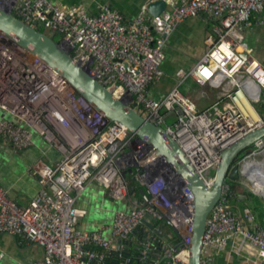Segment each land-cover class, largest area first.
<instances>
[{
  "label": "built area",
  "instance_id": "obj_1",
  "mask_svg": "<svg viewBox=\"0 0 264 264\" xmlns=\"http://www.w3.org/2000/svg\"><path fill=\"white\" fill-rule=\"evenodd\" d=\"M155 1L165 9L151 17L148 6ZM0 8L50 38L59 35L74 64L166 131L208 190L222 152L264 128L255 108L264 104V65L245 39L251 20L264 11V0H150L131 21L109 6L92 15L83 6L63 7L50 0H0ZM201 13L215 21L205 54L192 70H180L175 77L180 84L191 80L209 87L216 100L200 110L176 88L150 97L149 86L163 75L168 38L179 24ZM34 136L60 152V161L54 168L33 170L39 189L26 206L17 205L0 187V235L38 246L42 258L30 264H106L111 254L129 264L127 246L142 224L151 229L136 249L140 264H156L153 257L187 264L194 211L188 189L153 148L120 123L106 120L57 71L0 31V143L21 152L33 145ZM263 156L264 138L237 160L241 179L261 197L246 168ZM130 183L139 184L145 197L116 211L109 230L78 228L86 212L76 206L77 198L89 185L112 201H126ZM233 199L226 181L206 220L200 264H210V253L226 251L264 262V228L250 217L247 222L237 218ZM162 220L180 232L178 244L184 249L160 239L156 224Z\"/></svg>",
  "mask_w": 264,
  "mask_h": 264
},
{
  "label": "crops",
  "instance_id": "obj_2",
  "mask_svg": "<svg viewBox=\"0 0 264 264\" xmlns=\"http://www.w3.org/2000/svg\"><path fill=\"white\" fill-rule=\"evenodd\" d=\"M63 7L83 6L88 13L95 15L102 6H109L117 10L125 21L133 20L140 8L150 0H50ZM215 21L205 13L197 17L189 18L177 26L168 38L165 47V60L162 64V77L149 86V95L158 98L178 89L183 95L189 97L200 110L205 109L216 100V92L209 87H200L191 80L183 84L176 79V72L182 70L188 72L205 54L207 38L212 35ZM245 39L252 49L254 58L264 65V11L255 16L250 27L245 30ZM192 87L199 89V97L207 100L206 106L198 107V99L193 95ZM61 154L50 145L46 144L38 136L33 137V145L21 152H15L4 143H0V187L6 190L7 195L19 206H26L36 195L39 185L32 172L35 168L45 165L54 168L60 161ZM242 180L236 183V199L231 206L235 216L247 222V218L255 219L250 208V200L246 198L248 193L243 189ZM139 188V187H137ZM126 201H112L104 195L96 186L88 188L77 198L76 206L86 212L79 220L78 228L84 231H95L101 227L109 230L114 213L118 210H126L131 207V202L139 200L132 192ZM254 196L255 194L252 193ZM256 196V195H255ZM254 222H256L254 220ZM257 223V222H256ZM258 224V223H257ZM155 226V224H154ZM160 229V239L171 246H177L180 241V232L167 220L157 223ZM261 226V225H260ZM150 225L142 224L132 235L130 245L132 249L150 234ZM107 230V232H108ZM109 235V234H108ZM210 264H264L262 261L246 260L236 256H230L228 251L218 256L210 253ZM42 258V250L31 243L0 235V264H30ZM156 264H166L164 259L153 257Z\"/></svg>",
  "mask_w": 264,
  "mask_h": 264
},
{
  "label": "water",
  "instance_id": "obj_3",
  "mask_svg": "<svg viewBox=\"0 0 264 264\" xmlns=\"http://www.w3.org/2000/svg\"><path fill=\"white\" fill-rule=\"evenodd\" d=\"M164 9L165 4L162 1H155L148 6L151 17L158 16ZM0 31L16 44L27 48L33 56L43 61L48 67L57 71L89 104L102 113L106 120L120 123L137 139L153 148L170 173L177 177L193 196L192 230L189 244L186 246L189 255L187 264H200L201 240L207 217L221 196L224 182L240 181L237 160L249 153L254 142L264 138V128L253 131L222 152L221 161L215 171L213 186L211 190H208L166 131L141 117L123 101L116 99L84 69L74 64L67 48L25 25L2 8H0ZM262 118L264 119V115ZM140 193L145 197L142 190ZM178 247L184 249L185 246L178 244Z\"/></svg>",
  "mask_w": 264,
  "mask_h": 264
},
{
  "label": "trees",
  "instance_id": "obj_4",
  "mask_svg": "<svg viewBox=\"0 0 264 264\" xmlns=\"http://www.w3.org/2000/svg\"><path fill=\"white\" fill-rule=\"evenodd\" d=\"M229 184L231 185V188H232L233 193H234V199L233 200H235L236 199V189H237L236 183L229 182ZM130 186H131L130 191L133 192V194L136 195L137 198L142 199L143 196L140 193V190H139L140 187L137 188L138 186L135 183H130ZM246 198L250 200V208L252 211V215L255 218L254 220L264 228V205H262L259 202V200L255 196H253L252 194H247ZM231 208H232V206H231ZM126 256L130 260L129 264H140L138 259H137V252H135V250L132 249V246L130 244L127 246ZM106 264H120V262L117 260V258L115 257L114 254H111L107 258Z\"/></svg>",
  "mask_w": 264,
  "mask_h": 264
},
{
  "label": "bare ground",
  "instance_id": "obj_5",
  "mask_svg": "<svg viewBox=\"0 0 264 264\" xmlns=\"http://www.w3.org/2000/svg\"><path fill=\"white\" fill-rule=\"evenodd\" d=\"M116 99L118 95H113ZM246 168V174L253 184L255 192L264 196V156L260 160H252Z\"/></svg>",
  "mask_w": 264,
  "mask_h": 264
},
{
  "label": "rangeland",
  "instance_id": "obj_6",
  "mask_svg": "<svg viewBox=\"0 0 264 264\" xmlns=\"http://www.w3.org/2000/svg\"><path fill=\"white\" fill-rule=\"evenodd\" d=\"M51 37H52V39L53 40H55L56 42H58L59 40H60V36L59 35H57V34H51ZM192 90H193V95H196L195 97L196 98H199L198 99V107L199 108H203L204 106H206V104H207V100L205 99V98H200L199 97V89H197L196 87H192ZM255 108L260 112V114L261 115H264V104H263V102L262 103H260V104H256L255 105ZM213 174H214V169H212L211 171H210V176L212 177L213 176ZM242 180V183L244 184V186H243V189L244 190H246L248 193L250 192L251 193V187H250V185H249V183L246 181V180H244V179H241ZM135 184H137V183H135ZM137 186L138 187H140V185L139 184H137ZM130 184H129V186H128V188H129V193L131 192L130 191ZM252 194V193H251ZM255 196V195H254ZM258 200H259V202L262 204V205H264V198H262L261 196H259V195H256L255 196ZM256 199V200H257Z\"/></svg>",
  "mask_w": 264,
  "mask_h": 264
},
{
  "label": "clouds",
  "instance_id": "obj_7",
  "mask_svg": "<svg viewBox=\"0 0 264 264\" xmlns=\"http://www.w3.org/2000/svg\"><path fill=\"white\" fill-rule=\"evenodd\" d=\"M240 180H241V177H240Z\"/></svg>",
  "mask_w": 264,
  "mask_h": 264
}]
</instances>
